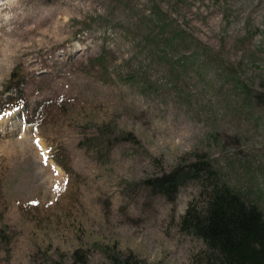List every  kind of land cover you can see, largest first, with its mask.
<instances>
[{"label":"rangeland","instance_id":"374dc122","mask_svg":"<svg viewBox=\"0 0 264 264\" xmlns=\"http://www.w3.org/2000/svg\"><path fill=\"white\" fill-rule=\"evenodd\" d=\"M19 88L0 264H193L199 182L170 201L142 179L196 152L264 211V0H0V106Z\"/></svg>","mask_w":264,"mask_h":264},{"label":"trees","instance_id":"16d2710c","mask_svg":"<svg viewBox=\"0 0 264 264\" xmlns=\"http://www.w3.org/2000/svg\"><path fill=\"white\" fill-rule=\"evenodd\" d=\"M13 71L9 83L15 80ZM10 85L9 88H12ZM17 100L7 105L25 103L26 94L19 88ZM14 101L13 103H11ZM30 122V118L27 116ZM106 135L109 132L103 131ZM192 159L183 158L171 169L160 171L142 179L151 193H165L172 201L175 192L187 181H198L200 195L189 199L180 215L178 227L184 232L200 237L205 242L193 255V264H264V211L259 204L247 199L236 186L224 177V168H217L204 153L196 152ZM55 159L56 155H54ZM217 168V169H216ZM220 170V171H219ZM75 253L77 251H74ZM79 255V254H78ZM77 255V256H78ZM129 252L116 264H157Z\"/></svg>","mask_w":264,"mask_h":264}]
</instances>
